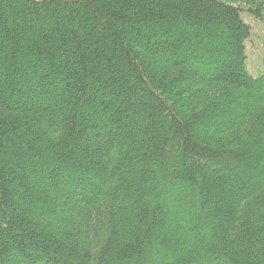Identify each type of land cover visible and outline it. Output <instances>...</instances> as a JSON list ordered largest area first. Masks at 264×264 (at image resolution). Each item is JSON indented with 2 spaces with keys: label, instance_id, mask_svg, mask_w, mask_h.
I'll use <instances>...</instances> for the list:
<instances>
[{
  "label": "trees",
  "instance_id": "16d2710c",
  "mask_svg": "<svg viewBox=\"0 0 264 264\" xmlns=\"http://www.w3.org/2000/svg\"><path fill=\"white\" fill-rule=\"evenodd\" d=\"M246 13L0 0V264H264Z\"/></svg>",
  "mask_w": 264,
  "mask_h": 264
},
{
  "label": "rangeland",
  "instance_id": "374dc122",
  "mask_svg": "<svg viewBox=\"0 0 264 264\" xmlns=\"http://www.w3.org/2000/svg\"><path fill=\"white\" fill-rule=\"evenodd\" d=\"M249 15V14H248ZM247 13L244 15L246 21H248L253 26V39L248 44V64L251 72L262 69L263 57L261 54L263 46L262 37L264 35V23L253 15L248 16Z\"/></svg>",
  "mask_w": 264,
  "mask_h": 264
},
{
  "label": "bare ground",
  "instance_id": "6f19581e",
  "mask_svg": "<svg viewBox=\"0 0 264 264\" xmlns=\"http://www.w3.org/2000/svg\"><path fill=\"white\" fill-rule=\"evenodd\" d=\"M256 18V17H255Z\"/></svg>",
  "mask_w": 264,
  "mask_h": 264
}]
</instances>
